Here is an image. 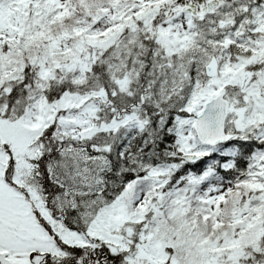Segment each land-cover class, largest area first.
<instances>
[{"label":"snow or ice","instance_id":"obj_1","mask_svg":"<svg viewBox=\"0 0 264 264\" xmlns=\"http://www.w3.org/2000/svg\"><path fill=\"white\" fill-rule=\"evenodd\" d=\"M0 264H264V0H0Z\"/></svg>","mask_w":264,"mask_h":264}]
</instances>
